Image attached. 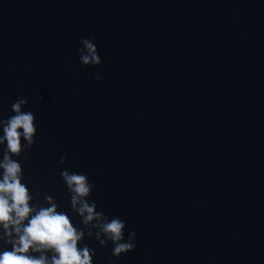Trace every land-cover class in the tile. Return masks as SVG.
I'll use <instances>...</instances> for the list:
<instances>
[{"label":"water","instance_id":"water-1","mask_svg":"<svg viewBox=\"0 0 264 264\" xmlns=\"http://www.w3.org/2000/svg\"><path fill=\"white\" fill-rule=\"evenodd\" d=\"M19 97L31 185L66 205L86 172L135 229L114 264H264V0H0V117Z\"/></svg>","mask_w":264,"mask_h":264},{"label":"clouds","instance_id":"clouds-1","mask_svg":"<svg viewBox=\"0 0 264 264\" xmlns=\"http://www.w3.org/2000/svg\"><path fill=\"white\" fill-rule=\"evenodd\" d=\"M95 41V34L79 39L76 51L81 66L103 63ZM102 78L99 72L93 76ZM27 104L19 97L11 104L12 114L0 117V264H96V249L89 240L100 247L110 243L107 264H114V257L135 249L136 231L128 229L125 235L124 219L98 210L91 198L95 185L86 172L61 168L66 205L26 178V153L38 133L35 114ZM66 159L61 156L59 163Z\"/></svg>","mask_w":264,"mask_h":264}]
</instances>
